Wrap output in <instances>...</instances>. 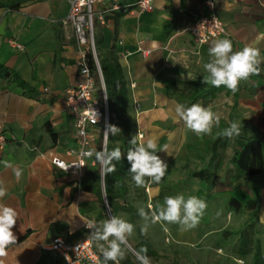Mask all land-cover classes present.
<instances>
[{
	"label": "crops",
	"instance_id": "obj_1",
	"mask_svg": "<svg viewBox=\"0 0 264 264\" xmlns=\"http://www.w3.org/2000/svg\"><path fill=\"white\" fill-rule=\"evenodd\" d=\"M132 1L119 0L123 5ZM212 1L214 12L229 31V36L222 39L231 40L234 51L250 45L258 48L264 56V39H258L264 35V0ZM15 3L18 7L11 8ZM0 4V63L16 71L38 93V98H30L23 95L20 88L7 87L0 82V129L7 137L0 148V181L8 188L7 196L0 203L18 212L13 228L16 243L8 249L4 264H53L56 256L41 248L43 243H48L56 235V231L51 230V224H62L60 236L79 233L75 238H81L85 235L84 220L89 215L81 212L80 204L83 208L84 204L86 207L97 204L94 194L80 190L77 177L50 161L51 155L70 160L66 150L76 146L72 117L64 108L62 96L63 90L77 80L75 41L72 36L68 37L71 34L62 25L69 3L67 0H0ZM204 10L202 0H179V3L177 0H153L151 11L140 12L130 7L123 15L118 11L104 14V23L97 31L102 36L99 50L113 49L124 69L129 116L135 117L133 101L138 102V130L145 142L149 138L154 139L158 150L163 149L156 154L168 165L166 174L172 179L181 169H186V159L200 164L206 140L222 135L231 121L241 123L239 136L258 139L264 151V65L259 75L241 81L235 98L232 93L222 90L208 102L201 99L195 102L211 106L222 116L219 127H214L211 135L199 137L188 130L175 113V106L180 103L165 91L173 80L177 81V88H182V82L195 78L203 81L206 75L203 64L210 60L208 48L211 43L195 44L186 30L192 14ZM11 40L22 45V49L11 44ZM137 47L150 52L143 56L136 50ZM43 87H48V91L43 92ZM239 136L228 138L229 145L224 149V153L228 154L224 163L227 168L220 174L217 172L211 189L214 194L209 201L215 200V192L220 188V175L228 174L229 180L231 175L236 174L230 159L234 142ZM220 156H223V151ZM204 158L208 159L209 155ZM4 161H12L23 168V177L19 182L12 169L4 166ZM262 175L264 165L260 174L240 176L235 186H230L229 198L234 196L244 201L241 199L245 196L243 192L250 193L253 189L264 191V181L260 179ZM258 178L261 183L251 182ZM180 181L183 182V179ZM169 182L174 183L166 181ZM247 182L248 186H243ZM199 183V197L205 199V183L200 180ZM158 188L159 185L148 182L142 187L146 199L133 197L128 202L119 203L133 207L134 212L130 213L133 217L129 222L135 225V229L140 231L146 222L138 215V208L148 211L149 205L153 207L152 196ZM234 188L243 192H233ZM213 220L212 214H204L195 229L181 231L178 225L175 231H170L167 225H163V231H170L171 239L178 245H197L200 239L210 234L223 233L221 229L210 228L208 222ZM142 235L155 251V254L148 255L151 264H169L168 259L175 252L166 245L167 242H160L150 226L147 234ZM154 238H158L161 244L158 245ZM139 240L137 235V239L129 242L133 249ZM127 255L134 264H138L131 252Z\"/></svg>",
	"mask_w": 264,
	"mask_h": 264
},
{
	"label": "clouds",
	"instance_id": "obj_2",
	"mask_svg": "<svg viewBox=\"0 0 264 264\" xmlns=\"http://www.w3.org/2000/svg\"><path fill=\"white\" fill-rule=\"evenodd\" d=\"M179 3V0H177ZM264 39V35L258 37ZM210 60L203 64L206 75L203 83L212 87L221 86L227 88L232 94L239 91L241 81H247L250 77L257 76L262 71L264 56L256 47L246 45L242 49L233 50L232 41L219 39L211 42L208 48ZM176 115L184 122L186 128L199 137L211 135L214 127H219L222 116L214 112L211 106L205 107L200 103L189 107L183 104L175 106ZM241 133V123L231 121L223 129L225 137L232 138ZM120 134V129L115 125H107L104 130L105 141L109 135ZM129 144L126 158L130 163L132 181L137 187H145L148 182L159 184L165 177L168 165L156 154L158 145L154 139L146 142H138L133 137ZM85 156L95 157L100 165V175L106 178L116 171V163L120 162L124 153L119 147L109 149L107 143L98 151L91 149L84 153ZM6 168H11L14 177L19 182L23 177V168L12 161H4ZM147 178V179H146ZM8 194L7 186L0 181V201ZM208 205L205 199L190 195L187 198L183 194L166 196L163 205L153 208L148 206V211L143 207L138 208V215L146 221L141 226V233L147 234L149 224L164 222L177 224L181 231L195 229L203 218ZM18 220V212L15 208L0 203V264H4V258L8 256V249L16 243V235L13 228ZM86 227L90 229L89 239L94 241L102 254L103 264H120L129 252L135 256L138 264H151L147 255V247L142 246L138 250L133 249L129 243L135 231V225L121 216L113 215L107 219L96 221L89 220Z\"/></svg>",
	"mask_w": 264,
	"mask_h": 264
},
{
	"label": "built area",
	"instance_id": "obj_3",
	"mask_svg": "<svg viewBox=\"0 0 264 264\" xmlns=\"http://www.w3.org/2000/svg\"><path fill=\"white\" fill-rule=\"evenodd\" d=\"M67 1L69 10L62 20V25L68 30L67 33L70 32L71 35H68V37L72 36L75 41L77 80L73 85L63 90L62 96L64 108L72 117L76 146L66 150V154L71 156L70 160L51 155L50 161L56 167L80 179L86 165L88 163L90 165L94 164L93 158L85 156L84 153L91 149H97L99 139H101L100 149L105 142L107 143L104 130L109 125L108 101L96 53L93 22L96 20L100 24L104 23V14L119 11L122 4L119 0ZM202 2L205 10L193 13L191 22L186 27L192 41L197 45H201L227 38L229 31L214 12L213 1L202 0ZM123 7H132L140 12L151 11L153 0H136L129 5H123ZM10 43L22 49V45L12 40ZM119 43L121 42L119 41ZM136 50L143 56L150 52V50L141 47H137ZM89 55H91L95 64V73L90 67ZM123 56H126V54ZM96 77L99 88L96 84ZM130 87L133 88V84H130ZM48 89V87H43L42 91L47 92ZM139 107V103L133 101L136 121ZM142 136V133L137 130L138 142ZM6 140V135L0 129V148L4 146ZM100 185L103 189L104 180L101 175ZM92 219L94 218H85L83 225L85 235L83 237L66 240L63 236L58 235L48 243L41 245L42 249L49 250L56 256L53 264H103L102 254L95 242L89 239L90 229L86 227L88 221ZM109 264H112V262H109Z\"/></svg>",
	"mask_w": 264,
	"mask_h": 264
},
{
	"label": "trees",
	"instance_id": "obj_4",
	"mask_svg": "<svg viewBox=\"0 0 264 264\" xmlns=\"http://www.w3.org/2000/svg\"><path fill=\"white\" fill-rule=\"evenodd\" d=\"M136 1V0H134ZM132 1V3L134 2ZM1 6V4H0ZM18 3H15L11 8H17ZM130 7L120 6L118 13L120 15L125 14ZM95 37V36H94ZM95 39V38H94ZM102 43V36L100 33H96V47L98 48V63L101 70L103 83L106 91L107 101H108V111H109V121L111 118H114L121 125L122 129L128 131L129 124H131V118L128 114V86L127 80L124 75V69L118 61L117 55L114 53L113 49L102 52L99 50V46ZM89 64L92 68V71L96 72V67L91 55H89ZM96 76V75H95ZM0 82L7 87H18L21 89L22 94L30 98H38V93L29 85L25 80H23L20 75L14 71L12 68L0 63ZM177 81H172L166 86V93L170 96H174L180 104H183L186 107L191 106L197 100L201 99L204 102H208L215 98L218 92L226 90L231 93L227 88L221 86L219 88L206 85L202 80L195 78L188 81L182 82V88L176 87ZM96 84L98 85V80L96 77ZM99 88V87H98ZM179 89V90H178ZM186 93V94H184ZM238 92L233 94L235 98ZM101 134V132H100ZM137 138V137H136ZM116 140L115 136L109 135L107 138V147L111 150L113 149V141ZM101 139L98 140L97 149L100 150ZM229 145L228 137H225L223 134L218 135L215 138H209L206 140L202 153L200 154V159H204L205 155H209L207 163L198 168L190 171L187 176L189 178H197L200 181L205 183L206 197L211 191L219 171L222 165V151ZM234 152L230 159V162L233 164L236 170V176L240 177L242 175L246 176H255L260 174L261 169L264 165V151L261 142L252 137H246L245 135L239 136L234 142ZM94 164L86 165L83 175L79 179V188L82 191L89 192L95 195L96 202L104 204L103 193L100 185V167L99 164L95 161V157H92ZM214 162V163H213ZM213 166V168H212ZM130 163L127 161L126 157H122L121 161L116 163V171L109 174L104 180L103 192L105 195V201L110 207V212L113 215H116L117 212L123 211L127 213H133V207L126 204L121 205L118 203V199H125V196L128 191V186L126 184V179L132 176L130 173ZM255 189H253L254 191ZM255 197H247L244 201L239 200L238 198L231 196L228 199V206L234 212H239L242 209L254 208L252 215H257L258 213V204L257 198H259V190H255ZM94 204L90 206H85L80 204V210L84 214H88L91 209H93ZM105 205L101 207V210L104 212ZM106 210V208H105ZM109 218L105 216L104 219ZM63 226L59 222H54L51 224V230L56 231L58 236L60 230ZM137 235L140 240L134 245V249L138 250L142 246L147 247V255L155 254V251L151 248L148 241L143 238L142 233L139 229L136 228ZM79 233H74L73 235H64L63 237L66 240H75L76 236ZM54 236V237H55ZM96 245V243H95ZM97 246V245H96ZM120 264H134L131 261L129 255L126 256Z\"/></svg>",
	"mask_w": 264,
	"mask_h": 264
},
{
	"label": "rangeland",
	"instance_id": "obj_5",
	"mask_svg": "<svg viewBox=\"0 0 264 264\" xmlns=\"http://www.w3.org/2000/svg\"><path fill=\"white\" fill-rule=\"evenodd\" d=\"M99 25L101 24L94 20L93 27L95 42ZM98 52V48L96 47V53L98 54ZM130 118L131 124H129L128 131L122 129L121 125L114 118H111L109 121V124L115 125L120 129V134L115 135L116 140L113 141L112 145L114 148L119 147L121 149V151L124 153L123 157H126V153L129 147H131L129 142L133 137L136 138V132L138 130V121H136L135 117L132 118L131 115ZM143 139L144 137L142 136L139 142H145ZM227 155L223 150V165L221 166L218 174H220L222 171H225L227 168V165L224 166V163L228 159ZM186 160H188L186 169H181L179 174H175L173 176V179L170 178V175L166 174L159 184L152 183V185H159L157 193L152 196L153 208H156L158 205H163L162 202H164V198L166 196L183 194L186 198L190 195L199 197L201 191L199 180L197 178H189L187 174L193 169H197L198 167L205 165L207 163V158L200 160V164L196 163L193 159ZM230 178L231 179L228 180V174H221L219 177L220 188L215 192V200L209 201L212 194H214L212 190L207 195L206 199L208 207L205 211V215L212 214L215 219L208 222V224L210 228H215L217 230L221 229L223 231L222 234H210L206 238L200 239V242L197 245H178L174 242V240L171 239L170 234V231H175L178 228L177 224H167L164 222L149 224L152 233H154L155 236H159L160 242L163 240L166 241V245L175 252L168 259L169 264H264V191L259 190V192H261L260 197L256 199L259 207L257 215H252L254 208H245L239 212H234L227 204L231 192L229 188L230 186L234 187L236 180L241 177H237L233 174ZM261 178V182L264 181V175L260 176V179ZM182 179L183 182L180 181ZM260 179L258 178V180L251 182L253 184H259L261 183L259 182ZM166 181H174L175 184H170V182L168 184ZM226 181L230 182L227 183ZM126 184L128 186V191L125 199H118V203H122L124 201L128 202V199L133 197H143L146 199L145 191L142 189V187H137L135 185V183L132 181V176L126 179ZM243 186L247 187L248 182L243 184ZM234 191L243 192V190L235 188L233 192ZM254 191L252 190L250 193L243 192L246 197L241 196V199H246L247 197L253 196L255 197ZM94 206L95 207H93V209L88 212L89 217L94 218L96 221H101L105 216H108L105 208L104 212L101 210V207H103L104 204L98 203ZM107 206L110 210L108 204ZM118 215L128 221H130V219L133 217L130 213L126 212H119ZM163 225H167L170 231H163ZM135 239H137L136 229L133 235L129 237V242L132 243ZM157 239L154 238L156 243L159 242ZM160 242L158 245L161 244ZM215 245L216 248L213 249ZM206 246H208V248H206Z\"/></svg>",
	"mask_w": 264,
	"mask_h": 264
},
{
	"label": "water",
	"instance_id": "obj_6",
	"mask_svg": "<svg viewBox=\"0 0 264 264\" xmlns=\"http://www.w3.org/2000/svg\"><path fill=\"white\" fill-rule=\"evenodd\" d=\"M102 193H103V201H104V205H105V208H106V212L108 214L109 217H111V214H110V210L106 204V201H105V195H104V192H103V189H102Z\"/></svg>",
	"mask_w": 264,
	"mask_h": 264
}]
</instances>
